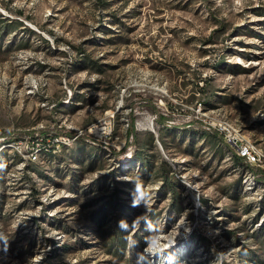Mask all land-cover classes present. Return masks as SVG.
<instances>
[{
	"label": "rangeland",
	"instance_id": "rangeland-1",
	"mask_svg": "<svg viewBox=\"0 0 264 264\" xmlns=\"http://www.w3.org/2000/svg\"><path fill=\"white\" fill-rule=\"evenodd\" d=\"M225 123L264 168V0H0V264H264Z\"/></svg>",
	"mask_w": 264,
	"mask_h": 264
},
{
	"label": "trees",
	"instance_id": "trees-1",
	"mask_svg": "<svg viewBox=\"0 0 264 264\" xmlns=\"http://www.w3.org/2000/svg\"><path fill=\"white\" fill-rule=\"evenodd\" d=\"M206 81V80H205ZM203 89V88H202ZM154 113L156 114V119H157V122L159 123H165L167 122V120L171 119V116L169 115H165V114H162L160 112V110L158 108H154ZM135 119L134 118H131V120L128 122V130H129V134H133L134 135V132H135V129H136V125H135ZM165 125V124H164ZM174 127H177V126H174ZM214 133V136L221 142H223L226 146L228 147H232L233 149H235L231 143H229L227 141V139L224 138V135L220 132H213ZM61 133L60 132H56L55 133V136H53V139L57 138L58 135H60ZM43 147H38L40 148V150H43V148H45V144H41ZM51 150V149H49ZM234 157L236 158V160L239 162V163H243L245 164L247 167H249V169L251 171H253L254 174H257L258 175V178L259 179H263L264 180V168H261L259 166H256L254 164H251L250 162L246 161V159L242 156H239L237 153H234Z\"/></svg>",
	"mask_w": 264,
	"mask_h": 264
},
{
	"label": "bare ground",
	"instance_id": "bare-ground-1",
	"mask_svg": "<svg viewBox=\"0 0 264 264\" xmlns=\"http://www.w3.org/2000/svg\"><path fill=\"white\" fill-rule=\"evenodd\" d=\"M220 125L223 126V130H225V131L229 130V128H231L229 123L220 124ZM229 134H231V133H229ZM234 134H238V131L236 129H234ZM227 141L229 143H231V145L236 149V153L239 156L244 157L246 159V161H248L250 163H253L252 158H248L247 155L242 154V152L240 151V147L235 146L234 144H241V145H243L244 149L250 150V153H257L258 160L260 159V156H259L258 152L254 148V146L251 144V142L249 140H247L246 138H243L240 135H233V143L234 144L230 140H227Z\"/></svg>",
	"mask_w": 264,
	"mask_h": 264
},
{
	"label": "built area",
	"instance_id": "built-area-1",
	"mask_svg": "<svg viewBox=\"0 0 264 264\" xmlns=\"http://www.w3.org/2000/svg\"><path fill=\"white\" fill-rule=\"evenodd\" d=\"M219 129L221 130V132H225V130H223V126L219 125ZM233 135H239V134H229L226 131L227 140H230L232 143H233ZM234 145L240 147V151L242 152V154L247 155L248 158H252L254 165H263V162H259L257 153H250V150L244 149L243 145L241 144H234Z\"/></svg>",
	"mask_w": 264,
	"mask_h": 264
}]
</instances>
